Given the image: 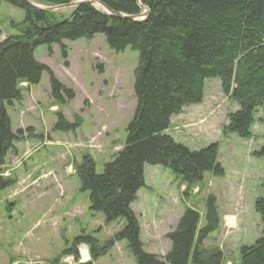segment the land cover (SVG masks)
Wrapping results in <instances>:
<instances>
[{
    "label": "trees",
    "instance_id": "trees-1",
    "mask_svg": "<svg viewBox=\"0 0 264 264\" xmlns=\"http://www.w3.org/2000/svg\"><path fill=\"white\" fill-rule=\"evenodd\" d=\"M30 1L53 7L74 0ZM98 1L124 15L142 13L138 0ZM140 2L150 15L145 21L134 22L111 17L88 4L74 8L65 18L35 10L23 0H0V5L6 3L24 13L22 21L10 23L14 35L0 43V193L16 185L15 179L4 176L2 168L23 134L13 132L8 114V108L22 101L20 84L37 86L47 73L57 103L74 98L73 92L36 60L35 51L57 45L67 57L63 42L91 41L102 35L112 51L131 49L139 54L134 82L136 110L126 127L124 148L105 164L103 172H96V162L89 155L75 165V172L82 192L89 194L90 210L103 214L107 223L124 220L125 226L99 252L93 241L79 238L72 249L65 251L66 255L79 259L78 247L89 245L93 261L86 264H93L116 243L126 241L136 264H223L222 251L205 246L221 223L216 196L204 200L203 226L200 214L186 208L175 231L168 235L171 250L165 261L144 251L140 225L131 206L146 186V166L169 171L187 186L185 196L208 174L225 176L218 161L219 145L192 151L166 134L173 117L186 107L202 104L207 80L219 79L224 95L240 108L229 114L223 136L254 137L256 115L264 113V0ZM80 124L78 119L69 123L59 113L55 130L70 133ZM260 125L264 127V116ZM254 156L264 160V147ZM255 212L261 218L262 235L254 245L240 250L241 264H264V196L256 200Z\"/></svg>",
    "mask_w": 264,
    "mask_h": 264
},
{
    "label": "rangeland",
    "instance_id": "rangeland-1",
    "mask_svg": "<svg viewBox=\"0 0 264 264\" xmlns=\"http://www.w3.org/2000/svg\"><path fill=\"white\" fill-rule=\"evenodd\" d=\"M96 9L103 12L101 7ZM72 12L73 8L54 13L69 18ZM23 18V11L6 3L0 5V43L14 35L10 23ZM63 45L67 57L54 45L39 47L35 58L73 92L74 98L57 103L50 76L45 73L37 86L21 83V103L8 108L13 132L23 134L2 168L4 176L15 179L16 185L0 193V264H86L92 259L89 245L78 247L79 259L69 258L71 254L65 251L72 249L77 239L87 238L99 252L125 226L124 220L107 223L103 214L90 210L89 194L81 190L75 165L89 155L101 174L105 164L124 148L126 127L136 110L134 82L139 54L131 49L112 51L102 35ZM239 109L222 92L221 81L210 79L202 104L186 107L172 118L166 134L176 143L192 151L219 145L218 161L225 176L208 174L185 196L187 186L169 171L146 166V186L138 192L131 210L139 222L147 254L165 261L171 250L168 235L175 231L186 208L200 214L203 226L204 200L209 195L217 198L221 223L205 246L220 249L223 264H241L240 250L261 237L263 226L255 202L264 196V160L254 153L264 147V127L260 125L264 113L256 115L252 139L224 137L229 114ZM59 113L69 123L80 120V126L70 133L56 131ZM93 264L136 261L123 241Z\"/></svg>",
    "mask_w": 264,
    "mask_h": 264
},
{
    "label": "water",
    "instance_id": "water-1",
    "mask_svg": "<svg viewBox=\"0 0 264 264\" xmlns=\"http://www.w3.org/2000/svg\"><path fill=\"white\" fill-rule=\"evenodd\" d=\"M28 6H30L31 8L41 11L43 13H53L55 11L58 10H62V9H70V8H76L78 6L84 5V4H88L91 5L93 7H95L96 5H98L99 7H101L103 9V12H105L107 15L111 16V17H115L118 19H125V20H129V21H145L148 19L149 15H150V11L147 7H145L144 5L141 4L140 0H138V6L141 9L142 13L139 15H124L121 13H117L113 10H111L110 8H108L106 5H104L102 2L98 1V0H80V1H73L69 4L66 5H61V6H53V7H46V6H42L39 5L37 3H34L33 1L30 0H23Z\"/></svg>",
    "mask_w": 264,
    "mask_h": 264
},
{
    "label": "bare ground",
    "instance_id": "bare-ground-1",
    "mask_svg": "<svg viewBox=\"0 0 264 264\" xmlns=\"http://www.w3.org/2000/svg\"><path fill=\"white\" fill-rule=\"evenodd\" d=\"M97 7L96 8H99V6L98 5H96ZM99 10V9H98Z\"/></svg>",
    "mask_w": 264,
    "mask_h": 264
}]
</instances>
